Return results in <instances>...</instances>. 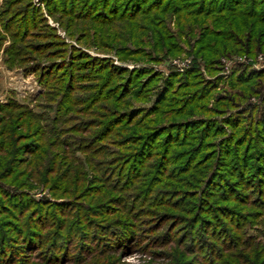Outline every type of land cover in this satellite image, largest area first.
<instances>
[{
    "label": "rangeland",
    "instance_id": "obj_1",
    "mask_svg": "<svg viewBox=\"0 0 264 264\" xmlns=\"http://www.w3.org/2000/svg\"><path fill=\"white\" fill-rule=\"evenodd\" d=\"M134 1L23 0L15 10L31 7L28 21L21 10L5 14L12 30L0 20V186L48 207L90 201L103 214L118 197L112 179L147 188L139 205L149 214L137 219L165 214L151 246L66 264H204L190 247L191 235L217 215L224 219L228 206L250 215L246 231L260 243L228 252L217 264H264V196L256 193L253 199L262 200L248 201L254 192L245 180L249 176L232 170L235 151L221 152L264 114L263 76L237 107L228 101L236 93L229 79L233 71H264V52L221 54L209 69L196 51L198 26L182 30L168 0ZM17 45L23 50L16 57L9 48ZM195 77L212 83L201 89ZM232 119L235 126L227 122ZM161 127L168 130L162 133ZM142 142L150 149L147 160H140L146 170L141 174L137 165L130 175L136 177L125 186L121 172L127 169L129 176L134 163L124 168L125 161ZM154 148L165 149L153 155H168L167 168L150 167L159 158L151 156ZM119 162H125L121 168ZM216 173L221 177L215 183L230 182L248 196L233 201L218 194L208 180ZM38 259L31 264H42Z\"/></svg>",
    "mask_w": 264,
    "mask_h": 264
},
{
    "label": "trees",
    "instance_id": "obj_2",
    "mask_svg": "<svg viewBox=\"0 0 264 264\" xmlns=\"http://www.w3.org/2000/svg\"><path fill=\"white\" fill-rule=\"evenodd\" d=\"M168 2L167 9L174 8L177 22L182 25V30L189 24L198 26L202 30L196 51L207 60L209 69L215 68L221 54L240 52L253 55L256 52H264V0H168ZM22 3L23 0L4 1L0 20L5 30H12L14 26L11 25L10 29L7 28L9 26L6 27L8 24L5 20L6 13L7 16L14 15L12 11L16 13L21 10L19 15L28 21L32 13L31 7L25 9L26 12H22L21 7L15 10V7ZM134 3H136L134 0L129 2V4ZM18 46L9 48V52L16 57L21 56L23 50ZM194 75L199 76L198 73ZM262 76L264 77V71L258 72L249 67L237 68L233 71L229 79L236 93L228 97V101H235V103L232 102L231 107H237L241 97L246 93L244 91L255 89V86L260 84L258 80ZM195 78L196 82H200L198 86H201V89H207L208 84L210 87L212 83V81L205 82L200 77ZM262 111L264 113V107ZM247 112L249 111L246 110L243 114ZM239 114L241 112L238 111L236 115ZM227 122L233 126L236 124L234 119ZM167 130L166 127H161L159 131L164 133ZM241 132L236 135L239 137L233 138L234 141L232 139L229 149L221 148V152L229 155L235 151L236 157L232 170H235L240 177L249 176L244 179L254 192L250 193L252 195L248 201L251 204V200L259 203L262 199L260 197L253 199V196L256 193L264 196V114L251 119L250 125L241 129ZM152 136L154 135H148L147 138ZM145 138L146 136L143 135L139 139L144 141ZM235 139L238 141L235 142ZM167 143L166 141L165 145ZM143 145L144 142L130 151L129 161L119 162L120 168L124 163L126 168L134 162L129 176H126L129 173L127 169L121 172L123 179L124 175L126 176L125 180L122 179L125 186L136 177L133 175L131 178L130 175L138 170L137 165L141 169V174L146 170L140 166L141 159L144 156L147 160L150 149L147 148V143L144 148ZM149 146L152 147L150 143ZM161 149L164 152L165 149ZM161 149H151V156ZM194 150L195 146L188 155ZM187 151L188 149L185 151L186 154ZM242 151L244 152L241 153ZM157 156H159L157 163L150 167L155 171L167 168L163 161L168 158V155H153V157ZM219 177L221 175L217 173L211 174L208 179L209 184L214 183L213 188L216 191L219 190L218 194L221 193L229 198L227 200L238 201L248 196V194L240 195L242 192L237 191L230 182L215 183L214 179ZM111 182L114 187L116 186V189L112 187L111 189L118 192L116 193L118 197H114L113 202L106 205L108 211L105 214L100 213L97 205L90 201L84 200L81 205L57 202L51 203L48 207L44 203L33 200L27 193H12L0 186V264H31L37 258L42 261V264L72 263L77 262V258H81L80 260L84 262L95 257L93 254L101 256L140 244L144 247L151 246L150 241L157 240L159 237L155 232L160 229L161 219L165 217V214L152 212L150 215L154 219L148 222H146L148 219H137L139 215L149 214L144 205H139L143 202L141 198H144L147 188L144 190L116 185L117 179H112ZM102 183L105 184V180ZM128 197L131 200H124ZM137 197L138 199L135 200ZM67 205H70V209H66ZM220 206L218 208H221ZM222 210L224 219L217 215L214 222L209 224L204 222L191 235L190 247L199 256H203L204 264H217L218 259L228 252L235 251L239 247L251 246L254 241V244L260 243L246 231L250 224L248 221L250 215L244 216V212H237L229 206L223 207ZM201 222L199 221L200 224ZM240 227L239 231L233 233L232 229ZM160 242H164L163 239H160Z\"/></svg>",
    "mask_w": 264,
    "mask_h": 264
}]
</instances>
